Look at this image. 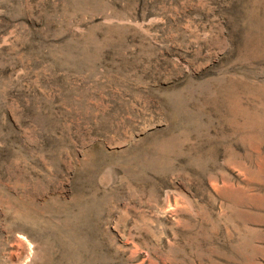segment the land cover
<instances>
[{
	"label": "rangeland",
	"instance_id": "rangeland-1",
	"mask_svg": "<svg viewBox=\"0 0 264 264\" xmlns=\"http://www.w3.org/2000/svg\"><path fill=\"white\" fill-rule=\"evenodd\" d=\"M0 264H264V0H0Z\"/></svg>",
	"mask_w": 264,
	"mask_h": 264
}]
</instances>
